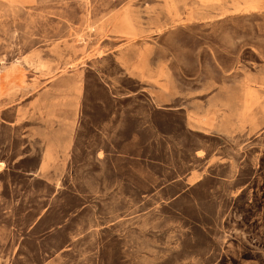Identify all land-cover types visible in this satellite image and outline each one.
Wrapping results in <instances>:
<instances>
[{"label": "rangeland", "instance_id": "rangeland-1", "mask_svg": "<svg viewBox=\"0 0 264 264\" xmlns=\"http://www.w3.org/2000/svg\"><path fill=\"white\" fill-rule=\"evenodd\" d=\"M0 264H264V0H0Z\"/></svg>", "mask_w": 264, "mask_h": 264}, {"label": "crops", "instance_id": "crops-1", "mask_svg": "<svg viewBox=\"0 0 264 264\" xmlns=\"http://www.w3.org/2000/svg\"><path fill=\"white\" fill-rule=\"evenodd\" d=\"M199 132H200V130H198ZM241 132V131H240ZM239 132V133H240ZM238 133V134H239ZM212 135H214V136H217V137H220V138H223V136H224V134H222V133H213ZM228 136V135H227Z\"/></svg>", "mask_w": 264, "mask_h": 264}]
</instances>
